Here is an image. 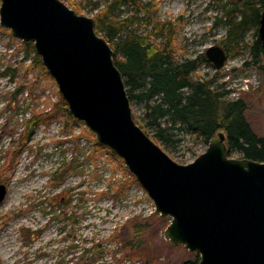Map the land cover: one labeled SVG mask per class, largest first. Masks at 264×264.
<instances>
[{
	"label": "rangeland",
	"instance_id": "374dc122",
	"mask_svg": "<svg viewBox=\"0 0 264 264\" xmlns=\"http://www.w3.org/2000/svg\"><path fill=\"white\" fill-rule=\"evenodd\" d=\"M61 1L78 15L93 18L94 4L102 0ZM140 1L148 3L153 18L148 23L147 15L138 16L139 33L149 35L157 22L163 23L164 36L152 42L166 45L176 64L195 61L190 78L213 81L218 93H226L225 100H240L247 124L264 138V58L256 62L251 58L255 31L247 33L238 47L223 48L227 7H222L228 0ZM22 43L0 27V185L6 187L0 203V264H77L92 245L101 246L102 253L94 264L193 260V253L164 239L169 219H162L165 224L156 221L151 200L122 160L101 148L83 122L62 110L55 82L47 71L24 60ZM211 46L221 47L227 55L221 69H214L205 57ZM130 107L133 119L154 137L144 104L132 101ZM31 119L41 122L29 134ZM160 124L174 126L166 131L168 141L159 140V145L175 163L189 164L206 150L203 137L188 133L185 125L164 120ZM229 157L241 155L234 152ZM142 225L145 236L140 237L150 259L124 258L119 242L132 240L135 227Z\"/></svg>",
	"mask_w": 264,
	"mask_h": 264
},
{
	"label": "water",
	"instance_id": "95a60500",
	"mask_svg": "<svg viewBox=\"0 0 264 264\" xmlns=\"http://www.w3.org/2000/svg\"><path fill=\"white\" fill-rule=\"evenodd\" d=\"M0 27L33 43L70 115L122 160L154 212L169 219L163 237L170 245L196 254L198 264H264V162L229 157L218 132L193 162L175 163L135 123L112 49L93 18L61 0H0ZM257 38L264 51V11ZM205 57L216 70L227 60L219 46ZM5 196L0 185V203Z\"/></svg>",
	"mask_w": 264,
	"mask_h": 264
},
{
	"label": "trees",
	"instance_id": "16d2710c",
	"mask_svg": "<svg viewBox=\"0 0 264 264\" xmlns=\"http://www.w3.org/2000/svg\"><path fill=\"white\" fill-rule=\"evenodd\" d=\"M68 4L79 10L73 3ZM224 7H227L222 22L227 27L226 37L222 42L225 50L232 46L238 47L250 31H255L254 35L257 36L264 0H228L227 5L222 8ZM93 9L95 32L112 49L113 62L122 75L129 103L136 101L144 104L147 127L155 134L150 137L154 143L159 145V140L166 143L167 129H174V126L162 128L160 122L164 120L174 125H185L188 133L203 137L206 144L211 137L222 132L226 138L228 156L238 152L241 158L264 162V138L257 137L247 124L242 102L225 100L226 93H218L217 88L211 86L213 81H193L190 76L196 70L195 61L176 64L166 45L162 47L152 42V39L164 36L163 23L157 22L149 35L139 33L141 24L138 16L147 15L150 20L148 23L153 18L148 3L144 4L140 0H102L99 4H94ZM125 9L131 14L125 12ZM21 47L24 60H29L46 72L40 57L35 53L33 43H22ZM250 53L254 62L260 56L264 58L258 38ZM50 79L54 82L51 77ZM58 103L67 112L61 97ZM39 122V119H31L27 123L29 134ZM135 123L138 125L136 121ZM144 133L149 136L145 131ZM156 217V221L165 224V220ZM144 232L145 226L142 225L139 229L135 227L132 240L119 242L118 250L123 252L124 258L143 261L150 259L143 248L144 239L140 237L142 233L145 236ZM99 249V245L87 248L80 254L77 264H94L96 256L102 254ZM85 256L88 257L87 262L83 261ZM194 256L193 260L185 264H198V256Z\"/></svg>",
	"mask_w": 264,
	"mask_h": 264
}]
</instances>
